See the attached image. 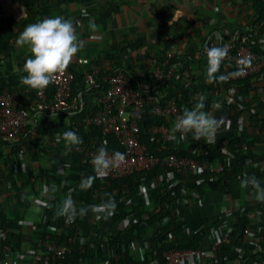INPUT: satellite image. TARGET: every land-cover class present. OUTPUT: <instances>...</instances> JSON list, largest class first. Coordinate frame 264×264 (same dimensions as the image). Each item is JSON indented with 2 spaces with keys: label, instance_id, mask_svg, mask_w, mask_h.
Masks as SVG:
<instances>
[{
  "label": "trees",
  "instance_id": "obj_1",
  "mask_svg": "<svg viewBox=\"0 0 264 264\" xmlns=\"http://www.w3.org/2000/svg\"><path fill=\"white\" fill-rule=\"evenodd\" d=\"M67 1L79 0H55L57 5ZM255 3L258 7L255 27L258 28L259 34H264V2L255 0ZM34 20L35 18L31 17L24 19L23 22H14L6 18V25L0 27V92L9 86L13 92L20 94L22 107L30 109L34 119V123L23 128L13 143H3L0 139V145L15 148L12 149V157L15 160L21 157L25 162L26 170L29 169L26 163L30 158L32 159V152L35 148L39 149H36V155L39 157H43L41 152L54 148L56 150L55 165L58 166L59 162L65 163L64 174H59V169L54 166L30 176L32 180L40 182L46 179L56 182L59 184L61 194L60 197L49 199L41 220L36 224L40 239L37 248L44 249L43 242L47 240H53L62 245L73 238L70 244L72 251L66 252V257L61 260L62 264H91L92 260L97 257L106 259L107 264H166L165 252L171 249L199 248L213 231V224L209 225L208 217L202 218L200 222L189 227L192 224L188 209L194 199L195 192L199 196L204 195L207 189L228 192L231 190L232 182L235 179H240L245 172L249 175H256L261 181V185L264 186V168L261 165H252L256 161L254 149L259 146L257 142L261 140H256V137H250L245 132H241L237 136L226 134L222 138L215 139L212 144L206 143L200 146L189 139L192 137L189 133L185 135V139H188L186 141L177 144L170 140L166 142L162 134L154 133L152 128L165 125L171 130L174 120L155 112L156 95L153 94L146 97L143 119L139 123L140 141L147 145L150 152L159 157L175 154L214 164L223 162V169L217 173L201 175L189 168H166L162 163H158L150 169L135 171L113 179L97 176L92 167L83 161L86 148L95 147L98 149L102 145H106L108 152L111 153L124 151V148L118 142L115 134L105 135L100 127L80 124L79 119L86 114L95 113L101 108L98 98L108 87V83L103 79L104 75L125 73L131 77L133 85L138 88L133 80L134 74L126 68L108 71L102 67V75L98 84L91 87L83 79L84 72L78 70L71 63L69 68L74 72L72 94L79 96L83 101L82 110L78 114L59 113L54 117L53 114L33 110L36 90L28 85L23 89H18L21 84H24L21 77L26 73L15 70L13 66L15 61L19 63L23 61L22 56H30L26 50H17L16 44L23 31L21 26L34 23ZM252 34L249 32L242 40L232 43L226 57L230 60V64L241 44L251 46L253 51L264 59V45L257 43L255 41L257 38ZM163 52L164 58H166L167 51ZM120 56L118 52L111 58L118 61ZM174 63L175 59L171 58L165 66V70L172 69ZM232 70L234 68L232 69L229 65V69L223 75L226 87L229 85L231 87L242 85L250 87L253 76L264 74L263 69L258 74L244 79L226 81L225 76ZM164 84L169 86V88L166 86L169 93L168 95L165 94L166 92L163 93V102L175 98L181 113L185 107L192 108L194 104L189 101L192 94L187 91L183 83L177 82L174 85L173 81L167 79L160 82L158 86L162 87ZM176 87L182 90V95H178ZM48 93L50 97L54 95L53 85H50ZM263 95L261 91L252 92V99H262ZM233 97L236 104H239L241 98ZM236 104H226V106L229 110L234 108L236 110ZM256 127L258 134L264 132V124L260 125L258 122ZM69 130L75 131L82 138L83 143L78 147L74 146L72 151L67 152L65 142L63 139L57 142L56 135L61 134L62 136L65 131ZM22 135L26 137L20 140ZM241 144H245V146L241 148ZM247 145H251V147ZM11 181L15 184L18 193L21 192L19 194L21 206H27L23 203L24 193L22 191L28 186V183L23 182L17 186L18 179L11 178ZM73 185L79 187L77 204L75 203L78 209L82 206L101 205L111 197L116 203L112 214L107 215L105 211L100 210L95 217V215L93 216L94 210H89L86 215L78 216L74 220L58 216L59 207L62 201L70 195L69 189ZM73 200L75 201L74 198ZM259 220L264 223V211L260 213ZM250 221L242 214L236 215L232 232L216 249L217 257L212 261L213 264H228L232 259L230 254L236 255L241 252L240 248L244 246L241 239L245 229L251 225ZM12 225L10 218L0 216V257L1 249L5 245H10L16 252L22 249V236L9 230ZM245 245L248 248L252 247L248 243ZM245 255L247 258L251 256L253 261L256 259L255 254L251 251H247ZM261 255L264 258V253Z\"/></svg>",
  "mask_w": 264,
  "mask_h": 264
},
{
  "label": "crops",
  "instance_id": "obj_2",
  "mask_svg": "<svg viewBox=\"0 0 264 264\" xmlns=\"http://www.w3.org/2000/svg\"><path fill=\"white\" fill-rule=\"evenodd\" d=\"M1 5L5 18L14 22H23L31 17L35 18L34 22L56 16L72 19L84 46L71 63L83 72L93 64L101 65L108 71L126 68L134 74L133 80L138 88L148 95H157L158 91L168 95L169 86H158L151 80L150 74L157 69H165L167 59L164 58L163 51L172 50L175 63L168 80L173 81L174 85L177 82L183 83L192 94L189 100L191 103L203 101L205 111L211 112L217 119H224L215 139L226 134L237 136L245 132L246 135L261 140L254 149L256 161L252 165H261L264 168V132L258 134L256 127L258 122L260 125L264 124V95L262 99H252V92L261 91L264 94V74L253 76L250 87H226L223 75L229 69L230 60L225 58L216 74L218 78L209 81L206 78L208 61L204 51L206 46L212 45H226L231 48L232 43L242 40L249 32L257 38V43L264 45V34H259L255 27L258 12L255 0H79L59 5L55 0H1ZM175 12L178 15L173 20ZM24 13L26 14L22 18ZM90 22L96 24L95 31L91 29ZM21 28L24 30L25 24ZM21 50H26L31 55L28 45ZM118 52L121 56L115 61L111 57ZM28 57L22 56L21 63L15 61L14 69L22 72ZM82 59L87 62L81 63ZM26 85L21 84L18 89H23ZM176 89L178 95H182V90L178 87ZM233 96L241 98L239 104H236ZM241 103L243 104L240 107ZM226 104H236V110H229ZM190 135L192 137L189 139L198 143L197 145L203 146L207 143L203 138L197 141L193 134ZM23 137L26 136L22 135L20 140ZM184 140L188 139L185 136L180 139V133L173 135L170 132L172 143L177 144ZM244 146L245 144L240 145L241 148ZM12 149L15 148L0 145V216L10 218L13 225L9 230L22 236V249L16 254L23 258L25 254L38 250L40 239L36 224L41 220L49 199L60 197L61 194L56 182L50 179L40 182L30 178L31 174L36 175L42 170L54 166L58 168L55 165L54 148H49L44 154L41 152L43 157L36 155L35 148L32 159L28 160V170L21 157L13 159ZM64 173V168L59 169V174ZM11 178L18 179L17 186L23 182L28 183L22 191L23 203L27 206H21V192L18 193L15 189ZM205 191L202 196L195 192L188 209L192 224L189 227L204 217L210 219L209 225L213 224L210 237L199 249L210 250L216 240L232 232L234 220L239 213L248 217L252 226H248L247 240L244 237L241 239L244 244L240 248L241 252L230 254L232 259L228 264H264L261 255L264 253V223L259 220L260 213L264 211V202L254 199V190L250 187L242 188L241 179H235L228 192L209 189ZM78 192L77 185L69 189L76 204ZM100 210H94L93 216L96 217ZM246 243L252 247L248 248ZM247 251L255 254L254 261L251 256L246 257ZM21 261L30 264L29 261ZM91 264H107V261L97 257ZM185 264L213 263L202 261L201 258H190Z\"/></svg>",
  "mask_w": 264,
  "mask_h": 264
},
{
  "label": "built area",
  "instance_id": "obj_3",
  "mask_svg": "<svg viewBox=\"0 0 264 264\" xmlns=\"http://www.w3.org/2000/svg\"><path fill=\"white\" fill-rule=\"evenodd\" d=\"M4 25H6V18L0 0V27ZM227 49H230V46H227ZM173 57L174 52L172 50L168 51L167 64ZM80 62L86 63L87 60L82 59ZM230 67L234 68V70L228 72L227 76H225L226 81L244 79L261 72L264 69V59L260 58L251 46L241 44L237 48ZM102 69L101 65L93 64L84 71L83 79L88 86L93 87L98 84ZM171 75V69L168 71L157 69L150 74V78L153 82L159 84L166 81ZM103 79L108 83V87L98 98L101 108L95 113L83 116L79 119V123L98 126L105 135L115 134L118 142L124 148L121 153L125 154V160L119 168L99 172L93 164V156L97 149L95 147H87L83 161L92 167L97 176L113 179L129 175L135 171L150 169L158 163H162L166 168H189L201 175L217 173L223 169V162L214 164L209 161H199L195 158L182 157L175 154L162 157L153 155L147 145L140 141L139 133V123L143 119V107L148 94L135 87L131 77L125 73H110L104 75ZM73 80L74 72L68 67L65 72L58 74L55 82L42 90L35 89L36 101L32 105L33 110L48 114H78L83 108V101L79 96L72 94ZM50 85L54 86V95L52 97L48 93ZM162 97L163 92L158 91L155 96V112L158 115L171 118L175 122L182 114L176 99L170 98L163 102ZM33 123L34 119L31 116V110L22 107L20 94L13 92L9 86L0 92V139L3 143H13L20 131ZM152 131L162 134L166 142L170 140L171 130L168 126H154ZM189 133L193 134L192 132L186 134ZM108 154L111 157L113 153L108 152ZM58 168L63 169L64 163L59 162ZM248 235L249 228L247 227L243 233L244 240H247ZM228 237L229 233L224 234L222 239L214 242L210 250H201L199 248L168 250L165 252L166 264H185L190 258H201L202 261L212 262L217 257L216 249ZM72 240L73 238H70L68 243L62 245L57 244L53 240L44 241V249L38 248L35 253H27L23 258H19L10 245H5L1 249L0 264H24L21 260L29 261L30 264H62L61 260L66 257V252L72 251L70 246Z\"/></svg>",
  "mask_w": 264,
  "mask_h": 264
},
{
  "label": "clouds",
  "instance_id": "obj_4",
  "mask_svg": "<svg viewBox=\"0 0 264 264\" xmlns=\"http://www.w3.org/2000/svg\"><path fill=\"white\" fill-rule=\"evenodd\" d=\"M177 15L175 12L173 20L176 19ZM90 27L93 31L96 30L94 22H90ZM18 43L22 46L28 45L31 52L23 65V71L26 75L21 77V81L36 90H42L55 82L58 74L66 71L73 58L84 46L77 33L76 25L72 19L64 16L44 18L26 25L18 37ZM204 51L208 61L206 78L209 81H214L218 78L216 74L219 72L222 61L228 55V49L227 46L214 45L206 46ZM204 108L203 101L195 103L192 108L185 107L182 114L174 122L171 129L172 134L180 133V139H183L186 133L192 132L195 140L199 141L203 138L208 144L214 143L216 133L223 125L224 119H217ZM54 116L55 113H53ZM61 139L65 142L67 152L72 151L74 146L78 147L83 143L82 138L71 130L65 131L62 136L61 134L56 135L57 142ZM124 160L125 154L118 151L110 157L106 145L99 147L93 156V164L99 172L119 168ZM240 179L242 188L250 186L254 190V199L264 202V186L261 185V181L256 175H249L245 172ZM45 192H47V188H45ZM115 207V200L109 197L101 205L82 206L78 209L75 201L69 195L62 201L57 215L64 216L67 220H73L77 216L83 217L89 210H96L97 208L105 211L107 215H111Z\"/></svg>",
  "mask_w": 264,
  "mask_h": 264
},
{
  "label": "rangeland",
  "instance_id": "obj_5",
  "mask_svg": "<svg viewBox=\"0 0 264 264\" xmlns=\"http://www.w3.org/2000/svg\"><path fill=\"white\" fill-rule=\"evenodd\" d=\"M24 46H27V45H23V46H22V45H20L19 43H17V44H16V49L20 51L21 48L24 47ZM26 50H27V49H26ZM27 164H28V162H27Z\"/></svg>",
  "mask_w": 264,
  "mask_h": 264
}]
</instances>
